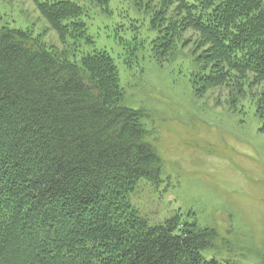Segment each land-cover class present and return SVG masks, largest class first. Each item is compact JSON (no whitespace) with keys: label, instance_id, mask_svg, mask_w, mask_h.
I'll list each match as a JSON object with an SVG mask.
<instances>
[{"label":"trees","instance_id":"trees-1","mask_svg":"<svg viewBox=\"0 0 264 264\" xmlns=\"http://www.w3.org/2000/svg\"><path fill=\"white\" fill-rule=\"evenodd\" d=\"M175 1V14L164 20L163 5L151 18L155 57L191 29L199 94L223 86L234 104L245 85L264 84V0ZM34 2L62 42L84 36L78 3ZM123 95L105 50L71 60L27 29L0 25V263L12 264L20 232L25 264H232L203 257L214 228L178 213L150 224L131 203L162 162L142 110ZM251 95L264 130V88Z\"/></svg>","mask_w":264,"mask_h":264},{"label":"rangeland","instance_id":"rangeland-1","mask_svg":"<svg viewBox=\"0 0 264 264\" xmlns=\"http://www.w3.org/2000/svg\"><path fill=\"white\" fill-rule=\"evenodd\" d=\"M70 1L82 7V37L67 34L62 42L34 0H0V25L27 29L71 60L94 49L108 52L117 65L122 102L142 110L147 140L162 162L156 180L138 181L131 203L150 224L178 213L214 228L213 245L202 251L206 259L264 264V130L251 95L264 84L245 85L234 104L223 86L199 94L192 75L199 36L191 29L155 57L151 18L163 5L164 20L175 14V0ZM23 234L10 243L12 264H25L20 259L29 245Z\"/></svg>","mask_w":264,"mask_h":264}]
</instances>
